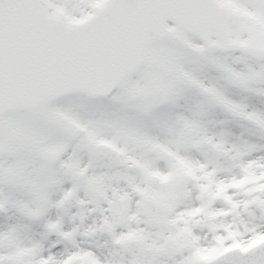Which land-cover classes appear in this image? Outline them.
Wrapping results in <instances>:
<instances>
[{
  "label": "snow or ice",
  "instance_id": "6c2138e0",
  "mask_svg": "<svg viewBox=\"0 0 264 264\" xmlns=\"http://www.w3.org/2000/svg\"><path fill=\"white\" fill-rule=\"evenodd\" d=\"M264 0H0V264H264Z\"/></svg>",
  "mask_w": 264,
  "mask_h": 264
},
{
  "label": "rangeland",
  "instance_id": "374dc122",
  "mask_svg": "<svg viewBox=\"0 0 264 264\" xmlns=\"http://www.w3.org/2000/svg\"><path fill=\"white\" fill-rule=\"evenodd\" d=\"M256 23L261 26H264V19L256 18ZM262 38H264V35H262Z\"/></svg>",
  "mask_w": 264,
  "mask_h": 264
}]
</instances>
